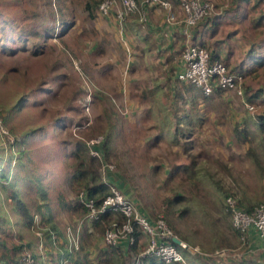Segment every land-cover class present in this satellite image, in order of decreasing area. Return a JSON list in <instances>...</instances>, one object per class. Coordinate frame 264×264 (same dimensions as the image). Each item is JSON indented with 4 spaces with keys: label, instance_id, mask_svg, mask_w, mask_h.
<instances>
[{
    "label": "rangeland",
    "instance_id": "1",
    "mask_svg": "<svg viewBox=\"0 0 264 264\" xmlns=\"http://www.w3.org/2000/svg\"><path fill=\"white\" fill-rule=\"evenodd\" d=\"M260 1L263 5L250 10L254 16L261 10L264 17V0ZM87 2L94 3L0 0V167L8 169L10 192H18L45 227H50L51 218L62 226L69 212L59 205V197L70 201L81 190L70 181L72 167L81 158L98 182L115 185L149 217L163 216L189 245L186 250L194 262L235 264L247 241L236 235L229 221L225 195L254 199L258 194L256 170L244 150L246 143L255 145L264 163V133H258L254 118L235 104V90H221V99L216 91L204 98L174 79L162 94L165 98H151L153 110L159 99L162 102L157 113L145 106L130 110L128 98L139 99L141 105L146 100L138 98L140 88L134 85L147 80L140 72L129 80L127 51L124 54L105 27L108 20L98 5L90 15ZM117 22L114 28L119 34L121 22ZM253 30H264V21ZM195 93L206 102L191 103ZM209 98H217V103ZM212 106L215 112L209 109ZM186 115L195 117L196 129V117L202 118L199 127L204 131L186 136ZM236 125L248 130L243 142L229 130ZM185 142L198 156L192 164L190 159L181 160L182 154L188 155ZM79 143L86 150H79ZM94 145L101 148L98 154L91 152ZM2 206L8 208L4 199ZM77 211L82 214L80 208ZM106 224L99 222L95 237H102ZM27 232L26 238L34 240L33 231ZM217 249L224 252L216 253ZM123 251L125 264H132L135 255Z\"/></svg>",
    "mask_w": 264,
    "mask_h": 264
},
{
    "label": "crops",
    "instance_id": "2",
    "mask_svg": "<svg viewBox=\"0 0 264 264\" xmlns=\"http://www.w3.org/2000/svg\"><path fill=\"white\" fill-rule=\"evenodd\" d=\"M213 1L216 3V6L220 7V10L201 19L196 24L189 26L187 32L184 31V26L181 23L169 21L166 17L167 10L161 7H149L145 19H141L138 12L126 16L120 23L121 30L119 34L114 28L116 23L119 25L117 22L118 20L115 19V15L112 13V17H110V14L105 17L106 20H108V22L103 21L106 23L105 27L108 30L110 29L109 31H112V36L118 41L124 54L127 51L128 58L127 60L125 59V61H129L131 64V67L129 68V80L138 78V72H140V74L147 80L142 84L134 85L136 88H140L139 92H136L138 93V98H146L143 105H141L142 101L139 99L133 100L128 98L126 102H129L128 107L130 110L135 108L143 109L145 106V109H149L148 111L150 113H157L159 111L157 104H161L162 102L159 99L153 110L152 106H150L153 104L151 98H158L157 95H159L160 98H165L162 94H166L167 84L170 83L172 79L180 82L182 88L185 87V89H187V86L192 87V89L197 90L204 98H207L208 96L202 94L199 89L176 78V72H178L181 67L180 52L184 43L204 44L210 51L211 55L220 58L230 70L243 73L241 84L242 95H235V93L232 95L235 96V104L242 108L243 113H245L244 115H247L249 118L251 116L254 118L253 120L258 133L263 134L264 130L259 126L256 114L264 112V64H260L261 57H264V30H260V32L258 31L257 33L253 29H256L259 24L263 23L264 17L262 14H259L261 10H257L259 13L255 14L259 16H254L252 10H250V7L252 9L255 6L258 7L260 4L263 5V2L260 0ZM170 2L176 19H181L183 13L177 1L170 0ZM109 22L112 25V28H109L111 26ZM249 26L252 29H250ZM239 27L241 29H239ZM125 71L127 72L126 69ZM245 86L252 87L253 89L262 87L263 95L253 100H249L244 94ZM214 91L219 92L218 94L220 97L218 96V99H221V90L215 89ZM229 91L230 90H225V92ZM213 92H211V95L209 96H213ZM195 97L196 98L189 100L195 105L199 106V103L206 102L205 100H201L196 93ZM207 100L211 103H217V98H209ZM246 102H254L257 105V112H250L245 105ZM209 109L213 112L216 111L215 106H212ZM227 113L228 112H226V114ZM180 118H182V116L179 117V119ZM183 118L186 119V121H183V124L185 123L186 125L184 128L188 131L186 136L189 137L192 135L194 137V135H199L204 131L202 126L199 127L203 121L201 120L202 118L196 117L198 122V126H196L197 129L192 127L195 117H189V115H186ZM189 120L193 121L190 122ZM179 123H181V120ZM229 130L234 136H236L238 132L241 134L244 132L248 134V130L245 127L241 128L239 125L231 127ZM216 132L217 130L214 129L212 134H216ZM191 147L192 146H190V148L188 147L189 149H187V152L194 155V160H197L198 156L193 148L191 150ZM249 149L252 150L254 153L253 155L249 152ZM244 154L253 163L254 169L256 170L257 180L259 181V192L254 199L246 195H239V199L241 203L245 205H254L258 203L259 200L264 199V163L261 155L257 152L255 145L253 144H245ZM188 159V155H181L182 162ZM70 200H72V198ZM49 208L46 207L48 215ZM63 210L69 212V218L63 220L62 226L52 218L47 222L49 225L55 227L58 232V238L55 245L51 244L45 247V264H53L55 262L52 257L56 256L58 251H63V246L67 244L65 227L68 224L72 227H76L78 220L81 217L77 208L74 209L73 207ZM63 210L61 209V211ZM11 216L17 219L15 222L11 219L13 222L12 230L17 237L16 240L29 244L33 254L35 256L38 255L39 251L37 248L36 236L34 237V240L26 238L25 233H29L27 232L28 230L32 231L31 227L28 228L23 225L17 214L11 213L10 217ZM49 218L50 216H48V219ZM229 221H231V219ZM96 227L97 226L93 223H83L80 227L81 251H79L80 253L78 255V261L80 264H98L97 255L100 250L106 248V244L103 242L102 237H95L98 234ZM177 237L182 240L179 236ZM248 238V244L245 246V250L240 256H244L245 259L251 260L254 264H264V250L261 248L259 238L253 229L248 231ZM91 239L97 240L96 243H93V240ZM182 241L184 242V240ZM120 247L121 249H125L127 247V242L121 241ZM188 247L189 245H187V248ZM248 253L250 254L248 255ZM49 254H51V256H49ZM247 256H250L251 258H248ZM68 263L73 264L70 260ZM226 264H228V262Z\"/></svg>",
    "mask_w": 264,
    "mask_h": 264
},
{
    "label": "built area",
    "instance_id": "3",
    "mask_svg": "<svg viewBox=\"0 0 264 264\" xmlns=\"http://www.w3.org/2000/svg\"><path fill=\"white\" fill-rule=\"evenodd\" d=\"M176 1L183 13L179 20L176 19L170 0H102L98 4V11L103 16L113 13L116 19L122 22L126 16L136 12L140 14L141 19H145L149 7H161L167 10V19L181 23L185 32L189 26L216 11L212 0ZM180 59L181 67L176 72L177 79L194 86L202 94L209 95L214 89L222 88V90H235L236 94L242 95L243 75L230 70L220 58L212 57L207 47L185 42L180 52ZM245 105L252 113L257 110V105L254 102H246ZM94 146L91 148V152L98 154L99 149ZM74 199L86 210L79 218L76 227L69 224L65 227V236L70 251L79 249L80 227L83 223H91L101 214L110 212L113 217L103 232V242L117 245L121 241H125L128 246L136 243L142 247L136 255L134 264H140L144 257H153L163 264H190L179 249V246L187 248V244L182 240L178 244L174 242V237L177 235L164 217L160 215L151 218L142 213L115 185L110 184L109 192L98 201L87 197L83 190L78 191ZM226 203L230 209L231 225L234 229L239 230L240 238L244 239L245 234L253 229L264 250V202L258 203L250 210H245L237 204L232 194H228ZM44 228L40 215L37 212L33 213L31 229L36 236L39 254L35 256L31 248L24 246L20 255L23 264H45ZM51 234L52 244L55 245L57 236L55 233ZM215 252L220 254L224 251L217 249ZM67 263V257L61 255L58 264Z\"/></svg>",
    "mask_w": 264,
    "mask_h": 264
},
{
    "label": "trees",
    "instance_id": "4",
    "mask_svg": "<svg viewBox=\"0 0 264 264\" xmlns=\"http://www.w3.org/2000/svg\"><path fill=\"white\" fill-rule=\"evenodd\" d=\"M93 1H94L93 5L88 3V2L85 4V9L89 10L90 15H93L92 11L95 7H97L100 0H93ZM201 45L205 46L204 44H201ZM212 57H214V56L212 55ZM262 63L264 64V57L263 58L261 57L260 64H262ZM242 75H243V73H242ZM216 89L222 90V88H216ZM262 90H263L262 87H258V88L253 89L252 87H246L245 86L244 87V94H245L247 99L253 100V99L261 97L263 95ZM256 117H257L259 126L262 127V129L264 130V112L257 113ZM242 135L244 136L245 134L244 133L241 134L240 132H238L236 134V137L240 142L245 141V136L243 137ZM186 143L187 142H185V148L187 151L188 146L186 145ZM76 146L79 148V150L80 149L86 150L85 145H83L81 143H79ZM94 147L101 149L99 146H94ZM76 151L77 150L75 149V153H76ZM249 152L252 155L254 154L251 149H249ZM73 154H74V152H73ZM77 157L79 158V155ZM188 157L190 159V164L194 163V161H195L194 155L189 154V152H188ZM1 159L2 158L0 157V165L2 162ZM190 164H188V165H190ZM189 168H190V173H193L194 171L192 170V168L191 167H189ZM72 169H73V172L71 174V179H70L71 185L80 186L81 190H83L85 192L87 197L93 198L96 201H98L99 199L104 197L109 192L108 185L104 182L103 183L98 182V176L95 174L94 170H92L90 164L89 165L86 164L81 158H79L78 162L73 165ZM34 181L37 183V185H38L37 187L40 190H42L44 193L43 187L41 186L40 178L35 177ZM10 183H11V180L9 177L8 169L0 167V185L2 188V191L0 193V264H23V262H21V260H20L21 252H22L24 246H26L28 248H30V247H29V244H27L25 242L17 241L16 239H15L16 241H14V238H17V237H16L14 231L12 230L13 222L10 218V214L11 213L17 214L21 220V223L23 225L27 226L28 228L31 227L32 220H33V214L30 211L29 206L20 197L18 192H16V191L10 192ZM116 185L120 186V183L117 182ZM2 194H3V196H2ZM228 194H230V193H226L225 198L227 197ZM3 199H4V201L6 200L8 203L7 209L2 206L3 205ZM10 199L13 202H12V205L9 206ZM235 199H236L237 204L245 210H250L251 208L254 207V205H257L260 202H264V199H263V200H259V202L254 204V205H245V204L241 203L239 197H236ZM59 205L64 209H66V208L70 209L73 207H74V209L80 208L82 214L86 210L85 207H83L74 198L69 201V200H67V198L64 195H60ZM224 208L226 209L227 213L230 214V209L228 207V204L226 203V199H225ZM8 209H9V211H8ZM111 217H113L112 213H110V212L109 213L108 212L103 213L100 215V217L98 219L92 221L91 223H93L95 226H98L99 222L102 221L103 224L107 223L106 225L108 226ZM120 218L121 217L119 216V219ZM234 230H235L236 235L240 237L239 230H236V229H234ZM43 233H44L45 239H46V241H45L46 246L51 245L53 242L52 237H51L52 236L51 233H55L57 238H58V232L53 225H50V227H45ZM244 238L247 241L246 244L245 243L244 244L247 245L248 239H249L248 238V232L245 234ZM63 247H64L63 251L62 250L58 251L56 253L57 255L52 257L54 259V261L55 262L58 261L60 256L62 255L64 257H67L68 262L70 260L73 262V264H80L78 261V258H79L78 255L80 253L79 251H81V249H80L81 245L79 246L78 250H74V251H70L68 249L67 244ZM139 249H140V246H138L136 243L130 244L129 246L127 245V247L125 248L127 253H133L135 255L132 258V264H134L136 262V255L140 251ZM179 249L184 254V256L188 259L190 264H215L213 261L209 262V261H203V260L202 261L199 260V261L194 262L195 259L191 258V254L186 250L185 247L179 246ZM49 256H51V254H49ZM126 257L127 256L124 254L123 249H121V247H120V243L117 245L106 244V248L104 250H100L98 255H97V263L98 264H125L124 261H126ZM249 263L252 264L251 260L245 259L244 256H240L238 258L237 262H235V264H249ZM56 264H58V263H56ZM67 264H69V263H67ZM140 264H163V263L158 262L153 257H144Z\"/></svg>",
    "mask_w": 264,
    "mask_h": 264
},
{
    "label": "water",
    "instance_id": "5",
    "mask_svg": "<svg viewBox=\"0 0 264 264\" xmlns=\"http://www.w3.org/2000/svg\"><path fill=\"white\" fill-rule=\"evenodd\" d=\"M174 242L178 244L181 242V240L178 237H174Z\"/></svg>",
    "mask_w": 264,
    "mask_h": 264
}]
</instances>
